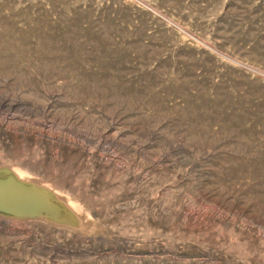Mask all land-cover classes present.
Here are the masks:
<instances>
[{"label":"rangeland","instance_id":"obj_1","mask_svg":"<svg viewBox=\"0 0 264 264\" xmlns=\"http://www.w3.org/2000/svg\"><path fill=\"white\" fill-rule=\"evenodd\" d=\"M3 186L0 264H264V0H0Z\"/></svg>","mask_w":264,"mask_h":264},{"label":"bare ground","instance_id":"obj_2","mask_svg":"<svg viewBox=\"0 0 264 264\" xmlns=\"http://www.w3.org/2000/svg\"><path fill=\"white\" fill-rule=\"evenodd\" d=\"M7 186H8V185H7ZM4 187H6V186L0 187V188H4ZM4 189H5V188H4ZM4 189H3V190H4ZM7 189H8V188H7ZM11 189H12V188H11ZM11 189H10V190H11ZM21 190H22V189H21ZM7 191H8V190H7ZM13 191H15V190H13ZM16 191H17V190H16ZM19 192H20V190H19ZM4 193H6V191H4ZM23 194H24V193H23ZM25 194H26V193H25ZM21 195H22V194H21ZM13 196H15V194H13ZM13 196H10V195H7V194H5V195L3 196V195L1 194L0 198H2V199H6V200H7V199L10 200V198L12 199ZM18 197H19V196H18ZM0 200H1V199H0ZM6 200H4V201H6ZM15 200L17 201V197L15 198ZM4 201H3V202H4ZM24 201H25V199H24ZM1 202H2V201H1ZM1 202H0V203H1ZM4 203H5V202H4ZM31 204H32V203H31ZM32 205H34V204H32Z\"/></svg>","mask_w":264,"mask_h":264}]
</instances>
